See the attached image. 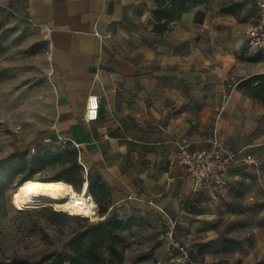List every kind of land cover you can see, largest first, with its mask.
<instances>
[{
  "label": "crops",
  "instance_id": "0c3cea01",
  "mask_svg": "<svg viewBox=\"0 0 264 264\" xmlns=\"http://www.w3.org/2000/svg\"><path fill=\"white\" fill-rule=\"evenodd\" d=\"M248 6L254 20L245 18ZM154 8V0H0L8 18L34 27L47 45L55 109L47 149L58 139L78 145L86 171L109 191L110 210L139 203L162 224L192 232L203 214L189 206L222 210L238 190L264 189V106L238 89L260 73L239 59L243 43L260 53L244 35L256 10L254 0H211L156 36ZM89 96L99 105L91 122ZM213 133L247 173L237 179L233 171L223 194L192 196L176 143L202 149Z\"/></svg>",
  "mask_w": 264,
  "mask_h": 264
},
{
  "label": "rangeland",
  "instance_id": "374dc122",
  "mask_svg": "<svg viewBox=\"0 0 264 264\" xmlns=\"http://www.w3.org/2000/svg\"><path fill=\"white\" fill-rule=\"evenodd\" d=\"M245 14V18L254 20L250 6ZM239 59L255 63L260 68L258 75H264V56L252 54L244 43ZM54 110L44 36L27 23L8 18L0 9V160L12 153L26 152L25 159L32 165V155L46 151L47 145L42 141L47 138ZM31 167L12 179L0 180V262H32L48 253L63 251L70 237L88 225L51 208L29 209L22 204L28 181L19 187L17 183L25 173L42 181L63 170L62 165ZM88 174L93 176L89 171ZM93 190L94 193L89 189V193L98 210L106 208L100 217L132 219L134 224L121 235L117 248L123 259L117 264H185L175 261L178 255L168 253L166 244L159 240L166 224L161 223L156 212L134 202L110 210L108 189ZM251 191L238 190L235 199L220 206L222 210L189 206V210L195 208L203 214L197 228L190 232L189 228L180 230L176 224L174 230L176 240L188 253L189 264H264V189Z\"/></svg>",
  "mask_w": 264,
  "mask_h": 264
},
{
  "label": "trees",
  "instance_id": "16d2710c",
  "mask_svg": "<svg viewBox=\"0 0 264 264\" xmlns=\"http://www.w3.org/2000/svg\"><path fill=\"white\" fill-rule=\"evenodd\" d=\"M211 0H154L155 8L152 12V33L156 36H163L171 29V25L183 14L190 12L197 6H203ZM203 14L197 12L194 16L195 22H201ZM238 89L242 95L260 102L264 106V75L252 76L241 81ZM41 153H34L32 165L37 169L48 166L62 165L60 174L46 182H64L69 184L75 191L79 192L84 182L87 183V190L94 193L93 187L98 190H106L105 185L96 175L82 173L81 166L77 162V152L71 147L64 151L57 149H45ZM26 152L12 153L3 160H0V180L12 179L16 173H21L32 168L26 161ZM34 180L31 173H25L18 181L17 187L26 181ZM76 183L78 185L75 186ZM86 194V193H85ZM90 194V193H89ZM91 195V194H90ZM94 200V199H93ZM95 202V201H94ZM96 203V202H95ZM106 208L98 210L99 215L104 214ZM101 213V214H100ZM64 214V213H62ZM60 216L59 213H53ZM65 215V214H64ZM68 216V215H66ZM69 217V216H68ZM77 221L88 222L86 219L71 218ZM134 226L132 219L124 221L104 218L102 222L89 223L83 230L75 232L66 242L63 251L51 252L37 261L15 260L0 262V264H117L121 263L123 253L117 248L122 241V233Z\"/></svg>",
  "mask_w": 264,
  "mask_h": 264
},
{
  "label": "built area",
  "instance_id": "2783aa9c",
  "mask_svg": "<svg viewBox=\"0 0 264 264\" xmlns=\"http://www.w3.org/2000/svg\"><path fill=\"white\" fill-rule=\"evenodd\" d=\"M254 7L256 10V20L254 24L246 29L244 35L246 44L250 50L264 54V0H254ZM98 107L97 97H87L85 107L86 121L91 122L96 120ZM56 142L59 151H64L66 148L71 147L77 152V162L83 168L86 175L87 171L81 159L79 146L74 143L71 144L66 139H58ZM50 143L51 140L49 138H45L42 141L44 145ZM176 149L177 163L184 169L186 176L192 181V196H197L204 190L223 194L228 189L229 179L233 171L237 179L243 178L247 173V167L235 168L237 165L236 155L226 148L223 140L216 133H213L206 141L205 148L192 149L187 145L176 143ZM246 160L249 162L250 158L247 157ZM233 168L236 170H233ZM83 199L86 204L92 205L91 215L86 218H76L86 219L90 223L102 222L104 217H100L97 204L88 191L86 194H83ZM175 225V221L167 222L159 235V240L166 244V251L168 253H176L178 255V259L175 261L189 264L187 251L174 236Z\"/></svg>",
  "mask_w": 264,
  "mask_h": 264
},
{
  "label": "bare ground",
  "instance_id": "6f19581e",
  "mask_svg": "<svg viewBox=\"0 0 264 264\" xmlns=\"http://www.w3.org/2000/svg\"><path fill=\"white\" fill-rule=\"evenodd\" d=\"M86 190V182L77 192L61 181L31 180L25 185L22 204L29 209L51 208L56 212L66 213L71 218H86L91 215L92 208L83 199Z\"/></svg>",
  "mask_w": 264,
  "mask_h": 264
}]
</instances>
